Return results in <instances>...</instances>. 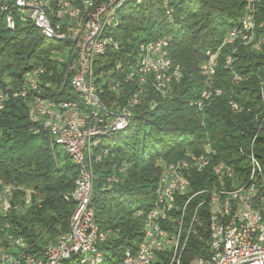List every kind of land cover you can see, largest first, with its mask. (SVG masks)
Here are the masks:
<instances>
[{
  "label": "built area",
  "instance_id": "built-area-1",
  "mask_svg": "<svg viewBox=\"0 0 264 264\" xmlns=\"http://www.w3.org/2000/svg\"><path fill=\"white\" fill-rule=\"evenodd\" d=\"M130 0H7L2 4L6 28L34 26L44 39L62 43L53 50L51 66L26 71L16 86L0 91V112L8 99L21 100L27 108L33 132L46 131L52 147L62 151L76 167L77 175L69 199L74 210L68 231L59 234L41 252H31V244L13 233L0 234V264H104L109 230L96 223L91 206L94 165L108 154L104 140L116 137L131 125L134 110L154 105L150 93L165 97L180 81L179 64L169 56V40L158 37L141 42L135 54L125 53L108 69L99 60L107 51L118 52L111 29L118 26V15ZM140 4L143 0H135ZM262 0H244L238 25L223 36L215 51H207L199 65L204 87L190 106L202 110L206 103L221 96L213 86L220 50L237 46L260 51L264 36L255 34V12ZM233 56L227 53L222 66L231 71L237 84L242 77L231 69ZM262 114L255 135L264 130V79L260 85ZM233 113L243 107L229 101ZM250 151L241 154L248 162L246 176L223 161L211 166L216 183L190 194L191 173L210 167L216 155L206 143L199 154L185 151L183 158L163 164L153 206L137 209L133 218L141 224L134 247H123L117 264H264V165ZM125 167L114 166L105 187L120 181ZM14 187L0 180V217L11 208ZM204 195L187 218L190 200ZM187 197L186 199H182ZM181 199L179 203L177 200ZM29 196L25 205L29 204ZM207 206L208 238L206 254L184 261L189 237L200 224L199 209ZM2 229H0V232Z\"/></svg>",
  "mask_w": 264,
  "mask_h": 264
},
{
  "label": "trees",
  "instance_id": "trees-1",
  "mask_svg": "<svg viewBox=\"0 0 264 264\" xmlns=\"http://www.w3.org/2000/svg\"><path fill=\"white\" fill-rule=\"evenodd\" d=\"M6 1L0 0V91L16 86L28 70L50 67L52 51L62 46L44 39L32 25L8 30L1 10ZM243 9L244 0H143L140 4L130 0L119 12L118 26L111 34L120 48L118 52L107 51L99 60L108 62L102 69L110 68L125 53L135 54L141 42L165 37L169 56L180 65L182 77L165 97L151 92L149 99L154 105L138 106L129 128L104 140L108 154L94 165L91 201L96 223L110 231L107 241L99 246L105 252L104 264H117L123 247H134L139 240L141 224L133 212L153 206L163 164L183 158L187 150L199 154L206 143L215 149L210 167L191 173L189 195L216 183L211 166L219 161L238 175H247L249 165L240 150L249 153L263 110L264 42L260 51L237 46L232 52L231 47H222L211 82L223 94L201 111L189 105L204 87L199 65L206 52L220 46L226 32L238 25ZM255 34L264 36V0L256 7ZM227 53L233 56L231 70L242 77L237 84L231 71L222 66ZM230 100L243 110L233 113ZM32 126L26 105L19 99H8L0 112V180L14 190L9 212L0 217V234L20 235L32 245L31 252H41L57 235L68 231L74 210L69 194L77 170L62 151L51 146L46 131L34 133ZM252 152L264 165V130L255 135ZM59 154H63L62 164ZM114 166L125 167V172L119 182L106 188V178L114 173ZM27 195L30 202L26 206ZM203 198L198 194L190 200L187 218ZM207 213V206L199 209L200 224L189 237L184 261L207 252Z\"/></svg>",
  "mask_w": 264,
  "mask_h": 264
},
{
  "label": "rangeland",
  "instance_id": "rangeland-1",
  "mask_svg": "<svg viewBox=\"0 0 264 264\" xmlns=\"http://www.w3.org/2000/svg\"><path fill=\"white\" fill-rule=\"evenodd\" d=\"M106 143V142H105ZM57 150H59V152H60V150H61V148H57ZM59 163L60 164H62V163H64V160H63V154H59Z\"/></svg>",
  "mask_w": 264,
  "mask_h": 264
}]
</instances>
